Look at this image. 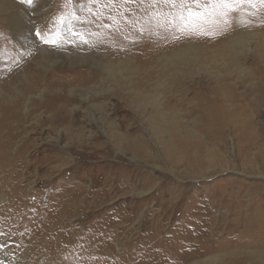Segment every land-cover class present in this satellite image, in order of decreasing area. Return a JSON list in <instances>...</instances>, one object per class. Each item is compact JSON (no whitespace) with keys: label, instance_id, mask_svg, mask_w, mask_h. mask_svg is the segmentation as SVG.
Listing matches in <instances>:
<instances>
[{"label":"rangeland","instance_id":"374dc122","mask_svg":"<svg viewBox=\"0 0 264 264\" xmlns=\"http://www.w3.org/2000/svg\"><path fill=\"white\" fill-rule=\"evenodd\" d=\"M12 1L0 264H262L264 4Z\"/></svg>","mask_w":264,"mask_h":264},{"label":"bare ground","instance_id":"6f19581e","mask_svg":"<svg viewBox=\"0 0 264 264\" xmlns=\"http://www.w3.org/2000/svg\"><path fill=\"white\" fill-rule=\"evenodd\" d=\"M21 8L16 7V4L12 0H0V16L3 17V21L6 22V24L4 26L0 24V26H1L0 28L6 34L9 33L11 38H13L12 40H14L15 42H18L22 46H27L28 49L29 48L30 49H35L36 48L37 52L39 54V57L41 59H43L45 56H47V50L45 48H43V47H40L42 45L39 46V45L34 43L35 41H34V38H33L32 31L30 29L32 27L31 26L32 23L26 17V11L24 9L22 10ZM13 20H15V21L12 22ZM82 45H83V43L79 42V47L80 46L82 47ZM80 56L85 58V55H83L81 53H80ZM52 58L56 59L57 57H52ZM82 59L83 58L78 59L79 63L83 62L84 59L83 60ZM97 67H99V69H101L102 66L101 67L97 66ZM155 107L156 108H160L159 101L156 102V106ZM159 116H162V114L159 113ZM142 194H143V192L139 193V195H142ZM256 206H257V209H258V206H260V204H256ZM250 217L253 218V219L257 218V219H255V222H257V220L259 218H261V215L259 213H257V212H253ZM252 235H254V234H252ZM252 238L253 239H257L256 241L252 240L255 245L261 246V247L264 245V233L263 232H260L257 235L256 238L255 237H252ZM260 250H262V249H260ZM260 257H262V256H260ZM259 262L264 264V257L260 258ZM3 264H7L6 261H4ZM17 264H19V263H17Z\"/></svg>","mask_w":264,"mask_h":264},{"label":"snow or ice","instance_id":"6c2138e0","mask_svg":"<svg viewBox=\"0 0 264 264\" xmlns=\"http://www.w3.org/2000/svg\"><path fill=\"white\" fill-rule=\"evenodd\" d=\"M23 3H26V4H29L31 5L33 3V0H22ZM165 3H175L176 0H164ZM218 2L225 6L226 8H229L230 10H234V9H231V4L236 2V0H218ZM243 2H247V3H250V4H255L257 2V0H243ZM259 3L261 4H264V0H258ZM228 13L227 12H224L223 15H227ZM39 35V33H38ZM49 41L45 40V43H48ZM54 43V41L52 42Z\"/></svg>","mask_w":264,"mask_h":264}]
</instances>
